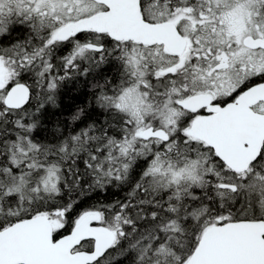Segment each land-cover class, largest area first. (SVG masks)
<instances>
[{
	"label": "snow or ice",
	"instance_id": "snow-or-ice-1",
	"mask_svg": "<svg viewBox=\"0 0 264 264\" xmlns=\"http://www.w3.org/2000/svg\"><path fill=\"white\" fill-rule=\"evenodd\" d=\"M0 264H264V0H0Z\"/></svg>",
	"mask_w": 264,
	"mask_h": 264
},
{
	"label": "trees",
	"instance_id": "trees-1",
	"mask_svg": "<svg viewBox=\"0 0 264 264\" xmlns=\"http://www.w3.org/2000/svg\"><path fill=\"white\" fill-rule=\"evenodd\" d=\"M73 95H74L73 93L69 92L63 97V107L65 109V115L67 114L66 109L69 106H74V102L72 99ZM83 98H84L83 95H81L78 99L75 100V103H80L83 100Z\"/></svg>",
	"mask_w": 264,
	"mask_h": 264
}]
</instances>
